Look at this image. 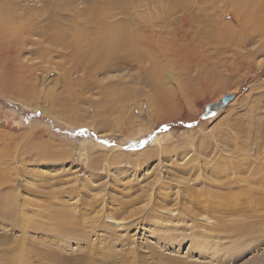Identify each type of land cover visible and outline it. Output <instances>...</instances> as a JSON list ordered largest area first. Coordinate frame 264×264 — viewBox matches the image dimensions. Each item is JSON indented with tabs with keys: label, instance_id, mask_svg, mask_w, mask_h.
<instances>
[{
	"label": "rangeland",
	"instance_id": "obj_1",
	"mask_svg": "<svg viewBox=\"0 0 264 264\" xmlns=\"http://www.w3.org/2000/svg\"><path fill=\"white\" fill-rule=\"evenodd\" d=\"M118 1L5 0L0 19L49 8L72 16L91 2L115 5L95 7L115 24L128 23L131 14L148 23L157 18L139 0L131 8ZM250 4L243 0L244 8ZM233 8L227 6L224 23L235 26ZM173 13L172 19L160 13L155 29L183 32V7ZM200 27L192 21V45L188 38L172 44L165 35L172 52L129 56L123 71L66 72L74 60L23 49L13 63L32 66L29 76L0 53V264H264V203L225 214L245 236L219 225L211 231L215 218L197 206L218 167L234 171L216 173L221 181L242 180L264 193V52L247 58L264 48V35L248 44L227 39L216 51L213 38L195 34ZM191 49L198 63L187 57ZM159 61L169 66L151 72ZM86 78L95 86L83 90ZM227 94L234 99L211 116L208 106ZM251 171L255 181L248 184ZM229 202L234 206L235 198ZM117 205L125 210L114 217Z\"/></svg>",
	"mask_w": 264,
	"mask_h": 264
},
{
	"label": "bare ground",
	"instance_id": "obj_2",
	"mask_svg": "<svg viewBox=\"0 0 264 264\" xmlns=\"http://www.w3.org/2000/svg\"><path fill=\"white\" fill-rule=\"evenodd\" d=\"M3 1L5 0H0V2ZM181 1L182 0H139L138 3H144L150 8L151 12L157 16L156 20L151 23L141 21L132 14L130 15L132 18H130L128 23H112L109 21L110 18H113L111 15H108L106 18H101L99 14H96L95 7L107 6L108 10H111L110 5L112 4L109 2H104L102 4L91 2L92 4L87 5L85 8H79V6H77L78 13L72 16L51 11V8L47 10H40L38 13L27 11L26 15L22 14L23 16L19 13V15L17 14L18 16L15 15L17 21L15 16L10 15L11 17H5L7 18L6 23H2L3 19H0V53L3 51L6 55L9 54L10 57H12V60L7 63V66L11 68L22 69V71L25 68L27 70L23 72H26L27 74L29 73V76L33 71L32 66L20 67L16 66V63H13L14 57V59H17L23 54V49H25L28 54L45 53L51 56L63 57L65 61L74 60V62H72V64L74 63V66L70 65L69 68H66V72L79 71L81 69L82 72L90 75L117 69L123 71L126 69L125 65L129 62V56H136L143 59L147 57H153L155 59L157 56H164V54L172 52L174 50L173 48H165V45L167 44L163 43L166 40L165 35L171 36L170 42H172V44L181 41L183 38H188L190 40L189 44L192 45L193 37H191V28L192 21L195 19L199 21L200 25L203 26L198 28L195 34L197 36L202 34L206 38H213L217 43L216 51L224 48L223 45L227 39H230L229 41L240 39L243 44H248L253 41L255 37H263L264 35V0H253V4L247 5L245 8L243 7V0H212L210 5L207 7L197 5L198 3L194 5L197 0H185L186 3H191V5H193L192 11L190 10L191 8H186L185 5L180 6ZM135 2L137 3V1L134 0L118 1L119 4H125V8H127V6L129 8L136 6L134 5ZM230 4H232L234 7L231 11V18L235 20V26L224 23L226 18V8ZM182 7L183 11L186 13L182 17H179V20H181L180 24L186 27L183 32L181 29H178L172 34L163 28L161 31H157L155 29L158 24L164 20L165 16L169 17L167 19H172L170 16L172 15L173 17V15H175L173 11L176 12L177 10L182 9ZM160 13H164L165 16L162 17ZM167 22L169 24L172 23L173 20H169ZM188 26L189 28H187ZM132 27L135 29L132 30ZM159 27L161 26L159 25ZM129 30L137 33V36L130 34ZM138 31H143V33L147 34V38L140 37L138 35ZM35 36L38 37L37 40L31 39ZM46 42L48 44L50 43L51 45L46 46ZM28 43H31L33 47H30L31 45ZM159 44H162V50L158 48ZM26 46L30 48L26 49ZM61 46L62 48L60 49L59 47ZM189 46H186V48ZM176 50L178 51H176L175 54L177 58H180V53L183 52L184 48L180 47ZM193 51L194 50L191 49V52H189L187 57L194 58V61L198 63L197 59L199 58L194 53L195 51ZM263 52L264 48L259 47L247 55V58H253L254 56H257ZM179 62L180 61L178 60L177 65H179V67L186 66V64L184 66L178 64ZM167 66H169L168 63L166 64L159 61L153 63L149 70H151V72L162 71L166 70ZM43 67L45 69L48 68L46 66ZM88 80L90 79H84V84L81 86V89L83 88L84 90V88H93L95 86ZM107 88L110 89L111 87L109 86ZM107 88H105V90ZM237 167L238 166L233 167V169H236ZM226 170H228L229 173V170L231 169ZM226 170L224 167H218L212 170L211 176H215L213 178L211 177L209 180V183L207 184L208 190H206L203 195L199 196V203L197 206L199 207L200 205L202 207L201 209H204L203 213H207L211 217L215 218L214 224L216 225L213 224L214 227H211V231H216L215 228H217L219 225V227L225 226L235 231L237 234L242 233L243 235H241L245 236V230L241 228L239 229L237 223H232V225L229 223L230 226L227 225V222L225 221V217L227 216H225V214L227 215L232 213L233 215L237 216L243 215V213L247 212V209L254 211L255 208L264 203V193H258L259 189L256 190V192L251 188L243 187L242 180H240L238 184L231 181H221V176L219 175L226 173ZM244 170L245 169L243 168H239L240 174H244ZM257 172L259 173L260 171ZM252 174L254 173L252 172L246 177L248 184H251L255 181V179L252 180ZM233 179L234 178H232V180ZM259 183L260 185L263 184L262 186H264V179H261ZM238 187L240 191L234 193V188ZM256 195L259 196V200H255ZM203 196H205V198H202ZM230 198H233V200L235 198L234 206L232 205V202V204L229 202ZM117 206L119 209L114 211V217L121 214L123 210H125L124 206ZM62 215L64 216V213H62ZM198 215L200 214L198 213ZM113 216H109L110 223L117 225L124 223L116 221ZM61 225L62 224H60V226ZM240 225L242 224L240 223ZM260 225L261 223L257 224V222L255 224H250L252 227H258ZM221 230L217 232H220ZM204 238L206 239L205 236ZM233 249H235V247H233Z\"/></svg>",
	"mask_w": 264,
	"mask_h": 264
},
{
	"label": "water",
	"instance_id": "obj_3",
	"mask_svg": "<svg viewBox=\"0 0 264 264\" xmlns=\"http://www.w3.org/2000/svg\"><path fill=\"white\" fill-rule=\"evenodd\" d=\"M232 99L233 95L227 94L217 103L208 106L207 110L211 113V116H215L220 112L219 110L227 106Z\"/></svg>",
	"mask_w": 264,
	"mask_h": 264
}]
</instances>
